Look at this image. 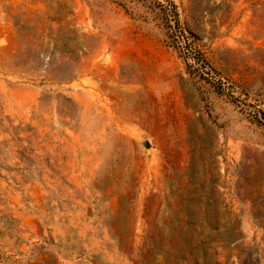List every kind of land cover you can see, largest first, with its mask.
Listing matches in <instances>:
<instances>
[{
    "label": "rangeland",
    "instance_id": "374dc122",
    "mask_svg": "<svg viewBox=\"0 0 264 264\" xmlns=\"http://www.w3.org/2000/svg\"><path fill=\"white\" fill-rule=\"evenodd\" d=\"M0 264H264V0H0Z\"/></svg>",
    "mask_w": 264,
    "mask_h": 264
},
{
    "label": "water",
    "instance_id": "95a60500",
    "mask_svg": "<svg viewBox=\"0 0 264 264\" xmlns=\"http://www.w3.org/2000/svg\"><path fill=\"white\" fill-rule=\"evenodd\" d=\"M144 147H149V144L148 143H144Z\"/></svg>",
    "mask_w": 264,
    "mask_h": 264
}]
</instances>
